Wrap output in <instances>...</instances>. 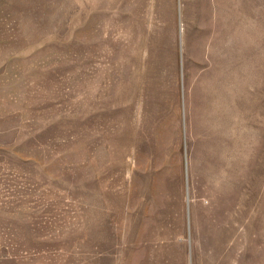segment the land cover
Masks as SVG:
<instances>
[{"label": "rangeland", "instance_id": "rangeland-1", "mask_svg": "<svg viewBox=\"0 0 264 264\" xmlns=\"http://www.w3.org/2000/svg\"><path fill=\"white\" fill-rule=\"evenodd\" d=\"M201 177L249 196L230 256ZM239 263L264 264V0H0V264Z\"/></svg>", "mask_w": 264, "mask_h": 264}, {"label": "bare ground", "instance_id": "bare-ground-1", "mask_svg": "<svg viewBox=\"0 0 264 264\" xmlns=\"http://www.w3.org/2000/svg\"><path fill=\"white\" fill-rule=\"evenodd\" d=\"M194 182L197 186L208 184V190L206 192L200 191V194L206 195L208 197V204L196 205V207L198 208L196 210L198 212L196 214V220L198 225H200L199 229L202 232V235L209 232L218 235L220 249H222L223 246H226L228 248V245L232 243L231 247L229 248V250L231 249L229 251L230 256V253L235 251L234 249L238 247V245L241 247L240 244L245 241L244 238L248 236V232L252 231L249 228L247 222L250 207L248 206V202L246 201V199L249 196L245 199V192L242 191L240 195V191L237 190L233 191V194L231 196L222 194V183L215 184L213 190H209V187H211V185L209 182H206L205 177H201ZM233 209L235 210L233 218L227 222H224V217ZM225 231H227V233L223 234V232Z\"/></svg>", "mask_w": 264, "mask_h": 264}]
</instances>
